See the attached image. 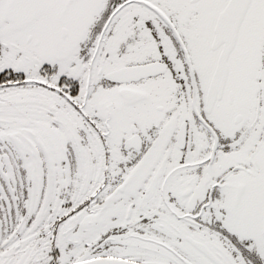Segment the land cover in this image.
Instances as JSON below:
<instances>
[{"label": "snow or ice", "instance_id": "snow-or-ice-1", "mask_svg": "<svg viewBox=\"0 0 264 264\" xmlns=\"http://www.w3.org/2000/svg\"><path fill=\"white\" fill-rule=\"evenodd\" d=\"M0 264H264V0H0Z\"/></svg>", "mask_w": 264, "mask_h": 264}]
</instances>
